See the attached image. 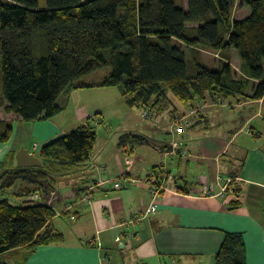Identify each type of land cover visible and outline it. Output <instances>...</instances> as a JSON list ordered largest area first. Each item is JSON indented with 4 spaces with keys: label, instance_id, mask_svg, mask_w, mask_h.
<instances>
[{
    "label": "trees",
    "instance_id": "obj_1",
    "mask_svg": "<svg viewBox=\"0 0 264 264\" xmlns=\"http://www.w3.org/2000/svg\"><path fill=\"white\" fill-rule=\"evenodd\" d=\"M234 2L46 0L42 6L39 0H0V107L27 123L46 120L66 108L74 90L94 86H122L131 107L170 100L171 95L188 106L206 93L217 100L245 95L250 78L261 80L253 97L262 98L264 0H245L250 11L242 19H233ZM203 48L222 54L217 69L202 63ZM232 48L247 77L234 74ZM106 66L112 71L100 84H78ZM100 123L94 114L70 133L44 143L38 154L42 166L11 167L14 159L8 165L1 162L0 187L11 188L18 181L39 186L41 180L86 166ZM13 135V122L0 118V144ZM120 139L145 141L132 133ZM232 188L238 193L239 188ZM238 205L234 201L231 208ZM56 214L46 202L1 199L0 256L18 250L20 257H27L63 240L62 233L50 229ZM246 263L243 235L227 233L216 264Z\"/></svg>",
    "mask_w": 264,
    "mask_h": 264
},
{
    "label": "crops",
    "instance_id": "obj_2",
    "mask_svg": "<svg viewBox=\"0 0 264 264\" xmlns=\"http://www.w3.org/2000/svg\"><path fill=\"white\" fill-rule=\"evenodd\" d=\"M233 49L238 55L230 61L233 72L247 77ZM250 81L245 95L217 100L206 93L195 100L198 114L188 124L181 119L191 105L172 98L140 107L142 117L145 112L152 117H144L147 124L129 133L145 141L120 139L102 164L93 152L86 166L53 175L49 182L67 188L63 193L53 188L46 194L27 181L0 187V200L14 189L18 200L36 194L51 204L57 214L50 229L64 235L27 257H20L18 250L5 253L9 261L1 264H216L227 233L243 235L246 264H264V96L253 97L261 80ZM74 91L66 108L50 119L27 123L3 107L0 118L13 122V137L17 130L25 135L31 130L46 143L64 134L70 119L62 115L74 109ZM89 117L83 111L78 126ZM15 165L16 159L11 167ZM108 172L115 178L106 177ZM116 179L123 182L119 188L114 187ZM153 185L164 187L156 197ZM89 186H96V191L85 203L82 197ZM154 201L157 211L147 214ZM234 201L239 205L231 208ZM60 217L72 225L64 227L56 220Z\"/></svg>",
    "mask_w": 264,
    "mask_h": 264
},
{
    "label": "rangeland",
    "instance_id": "obj_3",
    "mask_svg": "<svg viewBox=\"0 0 264 264\" xmlns=\"http://www.w3.org/2000/svg\"><path fill=\"white\" fill-rule=\"evenodd\" d=\"M45 2L46 0H39L40 5L42 6L45 4ZM183 2L186 5V0H183ZM249 11L250 9L247 6L245 0H235L233 19H242L249 13ZM201 50L202 63L210 69H216L220 58H222V54L219 51H215L209 48H203ZM230 55L231 61L238 56L233 48L230 50ZM111 71L112 68L110 66H106L86 75L85 77L79 79L77 82L78 84H100L103 79L111 73ZM239 76L240 71H238L237 73V77ZM126 79L127 78H125V80ZM171 98L173 100H176L172 95ZM70 100L77 101H74L73 103L74 109H68L62 115L66 117V115L69 114L70 119V122H68V124L63 129L65 131L64 134H68L78 127L81 117L83 116V111H85V114L88 111L90 116L98 113V117L104 120L103 124L96 126L98 139L94 150V156H100V158L98 159V163L100 164H102V162L109 157L112 148L117 147V143L119 142L121 135H123L124 133H129L132 129H135V127L140 129L143 127V125L147 124V121L144 119V117H142V108L137 106L131 107L128 105L126 97L124 96L122 91V86L109 88L94 86L90 88L78 89L74 91ZM75 108L77 109V111H74L76 110ZM64 134H60L59 136ZM40 137L41 136L37 135L35 132L31 133V130L27 135L22 133V131L18 132L17 130V135L14 136L11 141L0 145V157H4L3 159H1V162H3L4 165H8L12 162L13 159L15 161L16 153L22 145L26 146L30 150V152L38 155L42 145L45 143L44 139ZM115 168L116 165L113 163L111 169L115 170ZM109 172L106 177L115 178L114 174H112V172L110 174ZM79 177H76L75 180L77 181ZM53 188L56 190L60 189L58 190V192L60 191L62 193L65 191V189H67H62V187L58 188L57 186L52 185L48 180L40 181L39 189L43 190L46 194L49 193L50 189ZM6 195V197L14 203H21L18 198H16L14 189L8 190ZM35 201L41 200L37 199ZM56 220L63 222L65 224L64 227L72 225L71 221H69L67 217H60ZM8 261L9 255L0 256V264L2 262Z\"/></svg>",
    "mask_w": 264,
    "mask_h": 264
},
{
    "label": "built area",
    "instance_id": "obj_4",
    "mask_svg": "<svg viewBox=\"0 0 264 264\" xmlns=\"http://www.w3.org/2000/svg\"><path fill=\"white\" fill-rule=\"evenodd\" d=\"M197 114H198V107L191 105L188 114H186L184 117H182L181 122L188 124L190 122L191 118ZM144 117L145 118H151L152 115L149 112H145ZM180 131H182V129ZM174 144H175V146H178L176 143H174ZM156 184H158V183H156ZM122 185H123V182H121L120 179L114 180V187L115 188H119ZM163 188L164 187L161 185H153L152 194L154 195V197H156ZM95 191H96V186H89L88 188H86L84 190V193H83L82 201L85 203H90L92 201L93 194ZM37 199H39V196L35 194V195L30 196V199H27V200L35 201ZM24 200L25 199H20L19 201L22 203V202H24ZM157 208H158V204L154 201L152 206L146 210V213L148 214L151 212H155V211H157Z\"/></svg>",
    "mask_w": 264,
    "mask_h": 264
},
{
    "label": "water",
    "instance_id": "obj_5",
    "mask_svg": "<svg viewBox=\"0 0 264 264\" xmlns=\"http://www.w3.org/2000/svg\"><path fill=\"white\" fill-rule=\"evenodd\" d=\"M16 163L19 167H38L42 166L41 158L30 152L26 146L21 148L16 153Z\"/></svg>",
    "mask_w": 264,
    "mask_h": 264
}]
</instances>
